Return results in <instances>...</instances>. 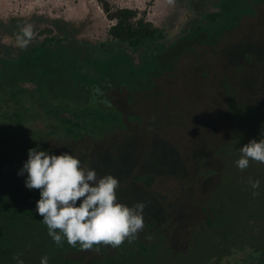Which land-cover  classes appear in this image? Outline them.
<instances>
[{
    "label": "rangeland",
    "instance_id": "obj_1",
    "mask_svg": "<svg viewBox=\"0 0 264 264\" xmlns=\"http://www.w3.org/2000/svg\"><path fill=\"white\" fill-rule=\"evenodd\" d=\"M111 1L115 6L146 10L148 18L158 25L170 26V19L177 14L175 26L168 27L170 37L180 32L190 16L186 8L180 12L171 0ZM35 11L87 20L83 36L95 41L105 40L113 24L97 0H0V17L6 19ZM5 40L17 44V39L5 36ZM243 42L245 46L241 41L232 46L223 44L227 46L221 57L226 63L210 57L202 61L212 76L197 79L196 74L202 70L198 65L181 74L184 86L180 93L184 97L176 105H167L168 112L159 110L165 108L162 105L159 112L155 111L154 99L142 107L138 101H131L143 115L106 123L100 133L65 139L45 132L48 128L41 131L44 141L39 150L56 155L68 152L79 158L83 167L95 170L98 178L108 174L118 178L120 202L129 206L145 203L144 224L151 227L143 229L137 239L155 246L144 254L127 250L132 246L125 247L127 241L119 247L102 245L98 251H83L67 241L57 246L48 235L43 217L36 212L40 192L26 188V172L18 175L28 155L18 158L0 146V264H17L13 257L18 254H22L24 264H40L45 255L48 264H197L209 252L217 251L224 234L233 241L258 240L264 235V163L250 161L243 171L236 164L245 143L264 138V62L254 64L256 57L252 56V61L247 59L239 68L250 45ZM250 46L264 59V35L251 39ZM223 67H230L231 72L235 68L238 77H244L240 88L233 89L226 80L228 85L216 83L214 79ZM183 107H187L185 112ZM46 122L40 119L33 128H45L47 124L58 130L53 121ZM0 124L1 132H8L7 122ZM152 174L154 183H145V177ZM139 175L144 176L142 181L136 179ZM156 175L166 184H161ZM177 179L181 181L179 186L174 185ZM249 179L259 180L260 187L253 189ZM254 191L259 194L253 195ZM2 203L10 206L4 208ZM153 218L158 224L150 223Z\"/></svg>",
    "mask_w": 264,
    "mask_h": 264
},
{
    "label": "trees",
    "instance_id": "obj_2",
    "mask_svg": "<svg viewBox=\"0 0 264 264\" xmlns=\"http://www.w3.org/2000/svg\"><path fill=\"white\" fill-rule=\"evenodd\" d=\"M97 1L113 21L105 40L83 36L87 20L53 17L38 11L0 17V123L5 121L9 126L8 132L2 133L0 124L4 152L24 158L29 148L41 149V131L46 128L45 132L65 139L81 138L87 133H100L106 123H119L126 116L140 118L143 111L131 101H138L142 107L154 99L155 111L159 112L162 105L165 108L159 110L168 112L167 105H176L184 97L180 93L184 86L181 74L198 65L202 70L196 74L197 79L212 76L211 69L202 66L207 57L218 62L228 44L241 41L245 46L243 41H247L251 45V39L264 35V0H176L180 12L188 8L193 17L190 26L173 37L168 27L175 26L173 20L178 15L172 16L170 26L158 25L148 18L146 10L115 6L111 0ZM28 25L34 39L21 48L20 30ZM5 36L17 39V44L7 42ZM250 45L239 68L247 59L252 61V56L256 57L254 64L264 62ZM176 58L179 61H174ZM234 64L237 67L236 61ZM229 69L221 68L222 73L214 80L221 86L227 84L225 80L230 81L233 89L240 88L244 77H238L235 68L232 72ZM183 108L185 112L187 107ZM40 119L53 121L58 130L47 124L45 128H33ZM26 127L31 131L25 133ZM143 177L136 179L142 181ZM145 178L148 184L155 181L154 174ZM160 182L166 184L161 176ZM180 183L177 179L174 185ZM150 223L158 224L154 218ZM227 238L228 234H224L217 251L209 252L197 264H211L213 260L216 264H264V235L258 240ZM145 243L135 239L124 245H132L129 251L144 254L155 246Z\"/></svg>",
    "mask_w": 264,
    "mask_h": 264
},
{
    "label": "clouds",
    "instance_id": "obj_3",
    "mask_svg": "<svg viewBox=\"0 0 264 264\" xmlns=\"http://www.w3.org/2000/svg\"><path fill=\"white\" fill-rule=\"evenodd\" d=\"M33 39L31 25L22 27L19 46L26 48ZM240 153L236 164L241 171L249 167L250 161L264 163V138L251 139L240 148ZM25 172L26 188L40 192L36 212L43 217L48 235L57 246L67 241L83 251H98L102 245L119 247L125 241L137 239L145 227L144 202L133 206L120 202L118 178L111 174L98 178L95 170L83 167L79 158L68 152L56 155L29 148L18 175ZM249 183L253 189L260 187L259 180L249 179ZM20 255L13 258L17 264H24ZM48 259L43 256L40 264H48Z\"/></svg>",
    "mask_w": 264,
    "mask_h": 264
},
{
    "label": "flooded vegetation",
    "instance_id": "obj_4",
    "mask_svg": "<svg viewBox=\"0 0 264 264\" xmlns=\"http://www.w3.org/2000/svg\"><path fill=\"white\" fill-rule=\"evenodd\" d=\"M174 4L176 3V0H171ZM179 5H181V4H179ZM175 6L176 7H179V6H177V3L175 4ZM186 9H188V8H186ZM179 11V10H178ZM175 17H177V14H175L174 15ZM193 16H189V18L187 19V21L185 22V24L183 25V27L182 28H184V27H187V26H190V23H191V18H192ZM173 23H175V22H173ZM181 28V29H182Z\"/></svg>",
    "mask_w": 264,
    "mask_h": 264
}]
</instances>
